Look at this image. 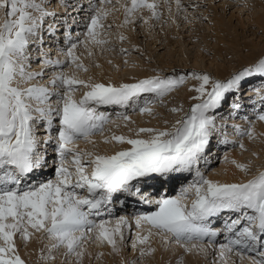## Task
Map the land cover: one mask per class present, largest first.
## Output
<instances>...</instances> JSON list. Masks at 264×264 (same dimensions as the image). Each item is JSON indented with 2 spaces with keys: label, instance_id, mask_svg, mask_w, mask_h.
<instances>
[{
  "label": "snow or ice",
  "instance_id": "1",
  "mask_svg": "<svg viewBox=\"0 0 264 264\" xmlns=\"http://www.w3.org/2000/svg\"><path fill=\"white\" fill-rule=\"evenodd\" d=\"M162 2L168 5L171 18L173 0ZM174 3L177 14L186 11L183 0ZM88 6L91 14L85 31L75 37L70 31L65 33L67 47L60 50L64 59L52 60L44 53V65L61 70L53 73L49 85H42L32 83L45 73L29 71V48L36 42L33 38L39 37L45 18L55 13L37 0H0V264H26L16 238L19 236L26 247L37 234L50 241L47 255L41 253L44 264H52L54 252L60 249L66 258L82 264L90 243L110 246L119 253L125 243V229L131 232L133 226L137 230L147 226V235H136L130 242L141 260L156 251L146 247L155 234L185 251L201 247L198 242L206 240L218 249L225 264L232 253L241 260L247 256L252 264H264V171L246 182L222 183L209 179L200 166L202 160L207 163L205 153L218 130L217 113L225 103L230 115L239 112L244 106L241 90L251 81H260L259 88L253 87L258 94L264 93V52L251 65L224 79L193 70L119 86L84 80L63 69L89 70L76 50L79 45H92L103 51L111 43L113 26L105 23L110 15L123 9L124 21L119 27L135 23V14L142 9L156 20L163 16L161 0H88ZM48 31L55 35L57 29L49 25ZM118 39L123 42L127 37L121 33ZM92 54L89 49L88 55ZM189 80L197 82L190 89L196 102L170 129L139 127L136 138L105 137L106 144L130 145L113 155L78 148L81 140L95 145L92 137L103 136L105 126L115 123L100 108L132 105L134 111L151 116L154 103H163L165 96ZM81 89L86 91L77 99ZM145 94L153 98L141 102ZM259 98L264 104V94ZM171 111L180 113L183 108ZM117 118L132 122L124 113ZM256 119L264 122V108ZM40 125L45 127L43 139L37 136ZM235 127L240 136L256 138L251 121L247 130ZM142 134L148 138H140ZM222 142L230 143L226 138ZM238 147L246 150L242 141ZM230 162L241 172H250V165ZM47 169L54 178L40 179ZM184 173L194 178L177 195L159 194L157 186L163 188ZM131 200L154 210L111 218L114 203L123 205ZM225 214L223 229L214 228V221ZM222 231H226L224 242H218Z\"/></svg>",
  "mask_w": 264,
  "mask_h": 264
},
{
  "label": "rangeland",
  "instance_id": "2",
  "mask_svg": "<svg viewBox=\"0 0 264 264\" xmlns=\"http://www.w3.org/2000/svg\"><path fill=\"white\" fill-rule=\"evenodd\" d=\"M83 1L88 3V0ZM197 4L199 5L198 8L190 6ZM184 6L186 11L177 14L173 0L172 15L170 18L168 5L164 4L161 0L160 11L163 13V16L160 20L151 18V13L147 9H142L135 14V23L125 27H119L124 21V12L123 9H120V11L110 15L105 21L106 24H111L113 27L111 29V35L109 36L111 43L105 46L103 51L97 46L89 45V48H85L83 45L78 46L76 50L77 55L80 56L82 62L89 70L83 72L77 71L74 67H65L63 71L68 74H76L84 80L105 84L111 83L117 86L122 83H135L139 80L156 75L167 77L174 73L183 74L193 70L211 74L215 78L224 79L229 77L232 73L241 70L243 67L251 65L255 59L264 52V27L257 21V18L263 15L264 0H189ZM90 14V9H88L87 15H85L82 21V27H78L79 29L77 28L79 33L85 31V24ZM2 15L3 13H0V16ZM141 17L147 19L148 23L145 24ZM185 17H187V19H185ZM173 20L175 22H173ZM121 33L127 37L123 42L118 39ZM42 42L44 43V41ZM63 47L62 49L67 47L66 42ZM55 48L57 49V53L56 50L54 51L53 47V52L47 53L49 54L47 57L52 60L57 58L64 59L60 52L61 47L56 46ZM89 49L93 53L91 56L88 55ZM121 49H127L128 52L122 53ZM253 53H256L255 56H253ZM33 57L30 58L33 59ZM43 59H45V57L42 58V61ZM39 60L40 58L37 60L40 62L37 64L38 67L35 68L31 66L29 71L33 70L36 72L38 70L43 71L45 74L43 77H38L36 80L32 81V83L49 85L53 73L61 69L48 67L44 65V63L42 65V61ZM240 60L244 62L241 63ZM39 66H41V69H38ZM218 68L227 71V75L224 77L216 75V69ZM139 74L145 75L139 77ZM133 78L135 81H127V79ZM257 82L258 80L251 81L250 84L244 85V92H242L244 95L241 96L245 101H251L254 95L253 85H255L256 88L258 86ZM192 83L196 84L197 82L189 80L185 85L165 96L163 103L159 101L154 103L152 105L153 115L151 116L141 114L138 110L134 111L132 105L123 110L120 109V106H106L100 108L99 110L109 115L111 120L115 121V123H110L105 126L103 136L96 135L92 137L95 141V145L81 140L78 142V148L81 151H93L98 154L104 155L107 153L113 155L117 151L126 150L130 145L116 142L106 144L103 142L105 137H110L115 134L136 138L135 130L139 127L170 129L175 121L180 119L196 102L191 99L190 103L186 104L184 101L187 91L192 87ZM83 91H86V89H81L76 93L77 99L82 96ZM144 98L153 97L151 94H145L144 97H141V102ZM230 98L231 97H229V99ZM233 98L234 97H232V99ZM257 98L258 96L255 95L254 99ZM241 103L248 104L249 102L242 101ZM226 104L227 103H225L223 109L217 113V127H219L213 134L209 148L206 150L208 154H212L211 157L213 161L211 157L209 158L210 163L212 161V169L211 171L210 169L205 171V174L208 178L210 177L209 179L225 183L224 178L228 172L226 167H221V165L223 163V158L227 156L224 154L223 150L228 148L227 151L235 150L238 157L235 156L236 158L234 159L230 156L227 157L228 160L225 161V163L227 162L226 164H229V167L237 173L235 176L231 175L233 178L227 183L246 182L259 171H264V132L257 133L255 131L256 138L251 140L247 136H240L236 131L235 126H238L241 130H247L250 121L258 125L256 124V121H258L256 119L257 114H255L257 112L252 113L254 109L252 105L255 104L253 101H251V107L253 108H250V106L246 107L247 120L246 118L244 119V117L240 118V115L234 116L235 114H232V118L229 108H225ZM260 106L264 108L262 103H260ZM180 107L183 108V111L180 113L171 111L173 108ZM255 107H257V105ZM110 111H112V113H110ZM119 113H124L131 117L132 122L118 119L117 114ZM249 113H251V115ZM165 121L167 123H165ZM42 129H44L43 126ZM140 138L146 139L148 135L142 134ZM225 138L230 141V143H223L222 141ZM241 141L246 150H242L238 147V143ZM231 142L236 143L233 144ZM215 148L217 149V153L215 152ZM232 160L250 165V172L248 174L241 172L230 162ZM207 162L209 161L207 160ZM201 170L203 171V169ZM190 176V173H184L181 180H186ZM47 178H54L51 169L40 179ZM238 178H241V180L238 181ZM192 179L189 180L188 183H190ZM188 202L190 203V200ZM118 216L119 215L112 217V219ZM134 232V226L131 232L125 229V243L120 245L121 251L119 254H121L118 255L117 258L114 259L108 252H106V257L104 254L101 256V249H105L106 246H97L90 243L86 245L87 251L82 263L133 264V262H135V264H155L158 254L157 248H159L158 251H160V254H163V256L167 254L163 264H188L185 256H191L192 258H199V256H202V264H225V262L220 259L218 251L214 252L212 250L209 255H205L204 248L206 247L203 246L202 242L199 243H201V247L204 250H201V247H197L193 248L191 251H185L183 247L175 243L166 244L159 236L160 243L158 242L157 248H154L151 243L153 236L149 244L146 245V247L154 248L156 251L141 260L138 258V252H134L130 248L131 239L135 238ZM153 232L155 233V230H153ZM137 233L138 235H147V226L137 231ZM32 242L36 244L38 251L32 256V264H44L41 260V253L43 252L44 255H47L48 248L46 246L50 241L43 239L41 234H37L32 238L27 243L26 247L25 242L17 236L16 243L21 258L31 264V261H29L30 257H28L26 252ZM189 247H191V245H189ZM177 250H181V255L179 254V257L176 256L177 259L175 258V260H173ZM54 255L56 256V260L52 262V264H76L75 258H66L64 256V249L54 252ZM190 264L192 263L190 262ZM227 264H252V262L246 258V256L241 260L239 256L232 253L228 254Z\"/></svg>",
  "mask_w": 264,
  "mask_h": 264
},
{
  "label": "bare ground",
  "instance_id": "3",
  "mask_svg": "<svg viewBox=\"0 0 264 264\" xmlns=\"http://www.w3.org/2000/svg\"><path fill=\"white\" fill-rule=\"evenodd\" d=\"M56 1V2H55ZM189 0H185V1H183L184 3L183 4H185L186 2H188ZM37 2H43L44 3V5H45V7L47 8V10L48 11H50V12H54L55 13V16H51V17H46L45 18V22H44V25H43V27H42V29L40 30V32H39V37H37V38H33L34 39V41H36V42H34V43H32L31 45H30V48H29V56L30 57H33V55H34V57H33V59H35V58H39V56L40 57H45L44 56V53H47L48 51H50L51 49H53V47H54V51L56 50V53H57V49L55 48L56 46L57 47H61L60 48V50L62 49V48H64L63 47V45H65V42H66V40H65V36H64V39L62 40V37H63V35H65V33L67 32V31H64V32H62V33H60L59 32V30L61 29V31H63V25H64V23H66L67 24V22H68V19L69 18H72L73 16H74V14H77V13H80V19L78 20V19H76L77 21H79L78 22V27H82V24H83V20H84V17L83 16H81V15H87V12H88V9H89V6H87L88 5V3L87 2H85V1H83V0H37ZM54 3V4H53ZM64 4V5H63ZM240 9V8H239ZM85 11V12H84ZM83 13V14H82ZM257 21L260 23V25H262L263 27H264V12H263V15H261V16H259L258 18H257ZM49 25H53L56 29H57V31L55 32V35H53V34H51L49 31H48V26ZM71 25V24H70ZM79 29V28H78ZM78 29H74L73 30V32H71V33H73L72 34V36L74 37L75 36V34L76 33H79V31H78ZM220 31V30H219ZM40 38H42V41H44V43L42 42V43H40L39 42V39ZM59 41V42H58ZM48 42H50V43H52V42H56V45H54V44H50V43H48ZM67 43V42H66ZM44 44V45H43ZM59 45V46H58ZM45 50H44V49ZM59 51V50H58ZM259 53H261V52H259ZM255 54L256 53H253V56H255ZM49 54H47V56H48ZM50 57H52V56H50ZM48 58V57H47ZM33 59H29V61H28V63L32 66V67H35V68H37L38 67V61H37V59L34 61ZM44 60V59H43ZM32 61H34V62H32ZM240 62L241 63H243L244 61L243 60H240ZM42 65H43V61H42V63H41ZM222 67V66H221ZM31 69V67L29 68V70ZM38 69H41V66H39V68ZM33 71V70H32ZM38 71V70H37ZM227 71H223V70H221V69H216V75H218V76H221V77H224V76H226L227 75ZM145 74H142V75H138L139 77H141V76H144ZM127 81H135L134 80V78L133 79H127ZM258 83V86L256 87V88H259V86H260V81H258L257 82ZM250 84V83H249ZM193 83H192V87H193ZM191 87V88H192ZM190 88V89H191ZM190 89L187 91V94L185 95V98H184V101H185V103L186 104H189L190 103V101H191V97L193 96V95H195V93L194 92H192V91H190ZM254 90V95H253V97H252V99H251V101H253L255 104L254 105H252V106H254V109L252 110V113H255V112H257V113H255V114H259L260 113V110H261V108H263V106H260V103H261V101H260V95H262V94H264V93H259L258 94V92L255 90V88H253ZM242 92H244V88L241 90V95H244ZM255 95H257L258 96V98L257 99H254V97H255ZM242 96H240V100H241V102L243 101V102H249L248 103V105L247 106H250V108H253V107H251V101L250 100H246L245 101V99L242 97ZM244 99V100H243ZM256 102H257V104H256ZM193 103V102H192ZM192 103H191V105H192ZM243 104V103H242ZM245 104V103H244ZM257 105V107H255ZM264 105V104H263ZM111 108V107H110ZM229 108V107H228ZM121 110H123V109H125V108H120ZM241 109H243V112L240 114V118L241 117H244V119L246 118V120H247V118H248V116L246 115V111H247V109L246 108H241ZM116 110V109H115ZM106 111H108V110H106ZM118 111V110H117ZM105 113V112H104ZM110 113H112V111H110ZM238 113V112H237ZM237 113H235V116H237L236 114ZM250 115H251V113H249ZM232 118H233V115H232ZM239 118V117H238ZM240 118H239V121H240ZM238 121V122H239ZM242 121V120H241ZM236 123V122H235ZM256 124H258V125H255L256 127H255V129H254V132L256 131L257 133H260V132H264V122H261V121H256ZM238 125V124H237ZM43 126V125H42ZM42 126L40 125L39 126V128H37V136H39L41 139H43V136H41V134H43V133H45V131H44V129H45V127L43 126V128L44 129H42ZM219 127V126H218ZM233 137V136H232ZM216 147V146H215ZM216 149V148H215ZM219 149H220V147H219ZM227 149L228 148H225L223 151H224V154L225 155H227V157H230V156H232V158H236L235 156H237L236 155V152H235V150H230V151H227ZM216 153H217V149H216V151H215ZM207 154V155H206ZM104 155H112V154H107V153H105ZM205 156H206V160H208V161H210V157L212 156V154H208V151H206V153H205ZM238 157V156H237ZM213 158L211 157V160H212ZM202 161H204V160H202ZM213 161V160H212ZM212 161H211V163H212ZM204 163V162H203ZM227 163V162H226ZM225 163V157L223 158V163H222V165H221V167L222 166H224V167H226V170H227V174H226V176H225V178H224V182H230V180L233 178V176H231V175H236L237 173L235 172V171H233L230 167H229V164H226ZM211 164L208 166V168L206 169V170H209L210 169V171H211ZM202 169V168H201ZM220 170H221V168H220ZM205 172V171H204ZM181 176H183L184 174H180ZM193 178V174H192V176H190L189 178H187L186 180H188L187 181V183L189 182V180H191L192 178ZM210 178V177H209ZM212 178V177H211ZM182 179V178H181ZM239 180H241V178H238V181ZM243 180V179H242ZM182 180H180V181H177V182H181ZM182 183V182H181ZM187 183H186V185H187ZM185 185V186H186ZM173 186H174V182L172 181V182H170L168 185H167V187L165 186V188H164V190L165 191H172L173 190ZM158 189H159V187H158ZM156 192V191H155ZM172 193H174V191L173 192H170V194H172ZM153 196H156V195H153ZM126 209H128V208H126ZM125 209V210H126ZM130 217V216H129ZM114 219V218H113ZM137 231H139V230H137V229H135V232H134V236H136V235H138V233H137ZM160 237V236H159ZM161 238V237H160ZM160 238H158V236H156V235H153V240H151V243H152V245H153V247L154 248H157L158 247V244L160 243V241H159V239ZM159 242V243H158ZM203 244V246H205L206 248H204L205 249V255H209V253H211V251L213 250L214 252H216V251H218V249L216 248V247H210V246H207L206 244H204V243H202ZM94 245H96V244H94ZM158 249L159 248H157V252H158V254H157V257H156V261H155V264H163L164 263V261H165V258L167 257L166 255H164L163 256V254H160V251H158ZM215 249V250H214ZM101 251H102V253L105 255V257H106V252H108L109 254H111L113 257H114V259L115 258H117L118 257V255H120L119 253H115V252H113L112 251V249H111V247L110 246H106V248L105 249H101ZM179 251H180V253H179ZM177 250L176 252V254L174 255V257H173V260H175V258H176V256H178L179 254L181 255V250ZM36 252H38L37 251V246H36V244H34V242H32V244L30 243V245H29V248H28V250H27V254H28V257H30V260L29 261H31V264H32V256H33V254L35 253L36 254ZM91 253V252H90ZM213 256V255H212ZM179 257V256H178ZM185 258H186V262L188 263V264H190V262L192 263V264H202V262H203V257L202 256H199V258H192L191 256H185ZM246 258H247V256H246ZM177 259V258H176ZM25 262H26V264H30L28 261H26V260H24ZM172 263V262H171ZM83 264V263H82Z\"/></svg>",
  "mask_w": 264,
  "mask_h": 264
}]
</instances>
